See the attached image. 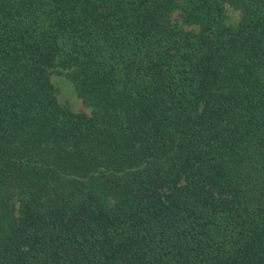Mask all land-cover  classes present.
Masks as SVG:
<instances>
[{"label":"trees","instance_id":"16d2710c","mask_svg":"<svg viewBox=\"0 0 264 264\" xmlns=\"http://www.w3.org/2000/svg\"><path fill=\"white\" fill-rule=\"evenodd\" d=\"M0 264H264V0H0Z\"/></svg>","mask_w":264,"mask_h":264},{"label":"rangeland","instance_id":"374dc122","mask_svg":"<svg viewBox=\"0 0 264 264\" xmlns=\"http://www.w3.org/2000/svg\"><path fill=\"white\" fill-rule=\"evenodd\" d=\"M181 14H182V11L180 9L173 12V14L171 15V21L174 24H176L178 27L183 28L184 30L197 31L198 26H189L183 23ZM240 20H241L240 11L227 5L225 24L226 25H237ZM52 82L55 86V91H56L58 102L64 108L72 112H75V113H83L89 116L91 115L92 109L88 107L84 103V101L79 97L75 87L65 75L54 73L52 75Z\"/></svg>","mask_w":264,"mask_h":264}]
</instances>
